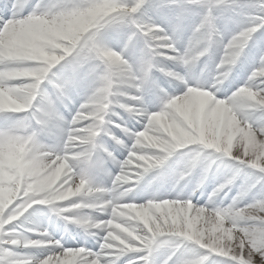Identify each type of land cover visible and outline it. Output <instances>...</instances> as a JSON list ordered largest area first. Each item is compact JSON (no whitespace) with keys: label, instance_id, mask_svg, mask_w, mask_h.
<instances>
[{"label":"clouds","instance_id":"clouds-1","mask_svg":"<svg viewBox=\"0 0 264 264\" xmlns=\"http://www.w3.org/2000/svg\"><path fill=\"white\" fill-rule=\"evenodd\" d=\"M136 2L28 0L0 32V264H264V49L226 94L264 0H177L149 24L179 57L136 50Z\"/></svg>","mask_w":264,"mask_h":264},{"label":"bare ground","instance_id":"bare-ground-1","mask_svg":"<svg viewBox=\"0 0 264 264\" xmlns=\"http://www.w3.org/2000/svg\"><path fill=\"white\" fill-rule=\"evenodd\" d=\"M150 2L151 0H148L146 5L141 9V19H143V21L147 20L150 23H156L163 27L165 26V28H169L170 26L166 21V12L172 8L171 3L161 2L157 5H151ZM201 18L202 17H200V20ZM134 46L137 51H142L145 48V42L142 38H137L134 41ZM261 49H264V37H257L249 49L248 58L236 69L232 78V82L229 85V88L226 90V94H230L231 91L235 90L236 87L242 86L248 79L251 73L250 70L254 64V58L257 57V54ZM216 55L220 56L222 54L217 52ZM168 64L171 65L172 62H168ZM120 156L121 158H124L126 153H120ZM51 230L66 242V247L87 246L92 250H98L99 246L95 243V241L88 240L85 242L83 238L79 237L77 230L71 227L66 229L62 221L52 220Z\"/></svg>","mask_w":264,"mask_h":264},{"label":"snow or ice","instance_id":"snow-or-ice-1","mask_svg":"<svg viewBox=\"0 0 264 264\" xmlns=\"http://www.w3.org/2000/svg\"><path fill=\"white\" fill-rule=\"evenodd\" d=\"M147 0H137L135 8L140 11ZM172 4L177 5V0H171ZM178 6V5H177ZM199 7L198 3H191L188 5ZM28 8V0H0V32H5L9 29L16 21L18 16H21ZM136 31L140 36L144 38V41L151 45L156 51L165 52L167 55L172 57H179L180 53L174 47V40L168 39V34L164 31H159L154 25L149 23H138L136 25ZM153 33L162 37L161 39H156ZM198 43V38L194 35L192 38L190 51L196 47ZM171 46V47H163ZM66 261L73 262L75 257L72 252H68L65 257ZM138 264H145V262L140 261Z\"/></svg>","mask_w":264,"mask_h":264},{"label":"rangeland","instance_id":"rangeland-1","mask_svg":"<svg viewBox=\"0 0 264 264\" xmlns=\"http://www.w3.org/2000/svg\"><path fill=\"white\" fill-rule=\"evenodd\" d=\"M148 1V0H147ZM161 2H169L171 3V0H151L150 4H160ZM147 3V2H146ZM172 8H170L166 12V21L169 24V19L174 16H179L182 12V9L179 8L177 5L172 4ZM190 14L187 16V23L184 25L186 28H189L190 30H193L195 26L198 24L200 17H202V9L199 7L189 6ZM170 26V25H169ZM254 65V64H253Z\"/></svg>","mask_w":264,"mask_h":264}]
</instances>
